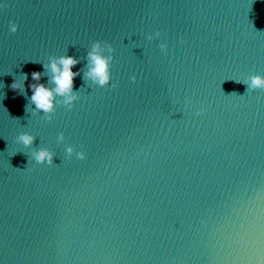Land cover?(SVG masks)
<instances>
[{"label":"water","instance_id":"obj_1","mask_svg":"<svg viewBox=\"0 0 264 264\" xmlns=\"http://www.w3.org/2000/svg\"><path fill=\"white\" fill-rule=\"evenodd\" d=\"M97 40L104 87L85 75ZM65 54L77 100L33 112L31 73L54 87L43 65ZM253 74L264 0H0V264H264ZM41 148L52 165L32 159Z\"/></svg>","mask_w":264,"mask_h":264},{"label":"clouds","instance_id":"obj_2","mask_svg":"<svg viewBox=\"0 0 264 264\" xmlns=\"http://www.w3.org/2000/svg\"><path fill=\"white\" fill-rule=\"evenodd\" d=\"M10 31L15 33L17 31V24L10 23ZM157 36L160 35L159 32L156 33ZM107 47V51L109 53L113 52V48L107 42H104ZM159 48L161 51H166L167 45L166 43L159 44ZM101 49V41H93L91 50L87 53L88 58V71L85 75L91 79L95 84L100 87H104L109 85L111 80V74L109 70V63L113 60L112 55L105 56ZM78 61L76 58L68 55H61L59 57H50L49 62L44 64L43 67L46 70H50L51 72V82L54 87L49 88L45 83H41V72L34 71L31 73L32 83L28 85V87L32 90V95L30 96V100L33 104H35V109L32 111L35 112L37 109L41 110L43 113H51L55 107L56 96L63 97L62 103L67 106L68 109H71L73 106V102L77 100V92L73 91V78L79 75L78 72H74L72 70L73 66L77 64ZM28 74L24 73L23 80H15L10 85V87L14 90L19 89L21 94H24V83L23 81L27 80ZM131 80L135 81L136 77L130 76ZM247 84V90H255V89H264V76L260 74H253L247 78L245 81ZM111 87H115V84H112ZM46 120H51L52 116L48 115L45 117ZM18 141L21 142L25 146H29L32 144L34 137L27 133H21L17 137ZM64 135L63 133H59L57 136L58 141H63ZM65 152L71 156L74 152V149L71 145L65 147ZM53 152L47 148H41L34 153H32V159L37 164H53ZM75 156L78 159H85L84 151H76Z\"/></svg>","mask_w":264,"mask_h":264}]
</instances>
